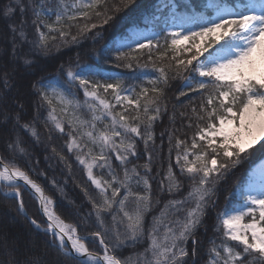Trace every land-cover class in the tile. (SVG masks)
Segmentation results:
<instances>
[{
    "label": "snow or ice",
    "instance_id": "6c2138e0",
    "mask_svg": "<svg viewBox=\"0 0 264 264\" xmlns=\"http://www.w3.org/2000/svg\"><path fill=\"white\" fill-rule=\"evenodd\" d=\"M135 3L9 0L0 7V19L6 26L0 33V139L12 154L11 160L0 156V194L17 202V215L47 237L57 253L51 262L37 256L19 261L15 242L9 246L5 238L0 247L9 259H0V264H65L68 260L72 264H196L199 229L215 206L218 183L257 145L264 148V0H203L199 10L191 6V0L183 5L180 0H157L154 12L146 17L151 29L134 26L99 51L100 57L118 66L126 61L125 66L131 68L132 61L139 64L141 58L134 53L147 50L143 66L152 64L159 75L149 76L150 87L141 84L139 92L135 86L123 87L118 77L105 74L96 64H77L75 71L69 67L63 84L33 81L29 94L16 83L18 75L23 79L24 74H32L30 69L39 57L52 54L54 43L57 52L60 45L79 43L81 37L110 25ZM153 51L158 53L155 59ZM170 72L188 74L184 86L203 98L192 108L197 131L190 146L175 138V165L169 163L160 183L161 194L172 198L146 223L147 214L160 203L153 198V156L148 148L154 146L153 124L162 111V85H167ZM74 89L83 90V102ZM33 105L35 112L30 114ZM117 106L121 111L115 110ZM44 107L45 125L66 137L67 152L83 166L94 186L95 196L84 189L93 210L89 216L94 215L97 227L87 236L57 214L53 197L30 174L35 169L25 170L27 164L21 167L16 162L29 155L23 136L38 139L35 124ZM84 111L90 119L83 116ZM138 140L148 153L143 173L135 164L128 167L139 158ZM171 142L170 135V154ZM52 151L66 162L55 148ZM113 158L122 176L114 170ZM94 169L101 171L94 173ZM185 180L189 190L177 199ZM51 183L59 189L55 180ZM22 190L38 203L46 218L43 222L28 216ZM236 194L240 203L217 216L214 230L222 231L225 239L219 245L215 240L209 242L208 264H264V162L249 173ZM109 215L111 227L105 224ZM92 242H98L101 251L91 250ZM141 244L146 245L142 251L122 256V250Z\"/></svg>",
    "mask_w": 264,
    "mask_h": 264
},
{
    "label": "trees",
    "instance_id": "16d2710c",
    "mask_svg": "<svg viewBox=\"0 0 264 264\" xmlns=\"http://www.w3.org/2000/svg\"><path fill=\"white\" fill-rule=\"evenodd\" d=\"M68 2H71V0H68ZM156 2L157 0H136V3L131 9L122 13L116 21L110 25H104L103 28L94 29L86 38L81 37L79 43L60 45L59 52L56 51V43H54L52 54L39 57L33 68L30 69L32 74H24L23 79H20L18 75L16 83L22 84L24 86L23 91L29 94L30 89L28 85L33 81H59L63 84L66 80L65 72L69 67L75 71L77 64H96L105 74L118 77L123 87L130 88L135 86L137 92H139V86L141 84L149 86L147 85L149 76L155 77L159 75L152 64L149 63L147 67L143 66L146 63L147 50L144 53H134V55L140 56L141 58L139 64L136 61H132L131 68L125 66L126 61L120 62L118 66L116 62L100 57L99 51L106 45H110L114 37L125 33L129 27L139 26L145 28L151 24L146 17H149L154 12ZM185 2L186 0H180L182 5ZM8 3L9 0H0V7ZM202 3L203 0H191V6L197 10L202 7ZM5 31V21L0 19V33ZM28 33L30 38H32L34 34L31 27H29ZM72 33L76 34L75 28L72 29ZM2 42V39H0V43ZM218 46L216 45L215 47ZM211 51L213 49H209V52ZM152 55L155 59L158 53L153 51ZM207 55L208 53H205L200 59L203 60ZM61 66H63V69ZM187 75L176 76L170 72L167 85H162L164 87V95L160 101L162 111L159 118L153 124L154 146L150 144L148 148V152H151L153 156L150 173L152 177L150 183L152 185L153 198L159 199L160 203L154 205L153 209L147 214L146 223H151L152 216L159 215L164 203L172 198L161 194L160 183L164 180L169 163L175 165L177 151L174 147L175 138L179 137L180 139L186 140L190 146L192 138L197 131L196 118L192 112V108L197 107L203 97L199 93L189 91L184 86L186 84L185 76ZM74 91L77 92L78 98L81 99L79 90L74 89ZM181 92H184L185 95H181ZM109 99H111L110 96ZM115 110L121 111L119 106ZM29 112L30 114H34V105L29 109ZM39 113L40 118L35 124L38 139L32 137L30 134L23 136L29 155L25 159L17 158L16 162L21 167H25L27 164L29 167H26L25 170L35 169L30 174L53 197L57 214L68 224L76 225L78 233L81 236H87L92 231H96L97 227L94 223V215L89 216V213H92L93 210L91 203L85 196L84 189H87L89 193L95 196L94 186L87 180L83 166L75 160L73 154L67 152L65 146L66 137L51 130L50 126L45 125L47 107L41 108ZM182 113L183 115H181ZM82 114L85 118L90 119L89 113L86 111ZM189 118H191V127H189ZM68 130L66 125L65 131L67 132ZM170 135L172 136L171 154L169 153ZM53 148L56 149L57 153H61L65 157L66 162H62L59 159L57 154L52 151ZM137 152L139 158L133 159L128 167L131 168L135 164L139 167V171L143 173L144 169L142 165L147 160L148 153L145 152V145L142 140H138ZM262 155H264V148L257 145L255 149L251 150V155L240 166L233 169L218 183L216 195L213 197L215 206L209 209L208 215L205 217V222L199 229V251L194 258L196 264H208V250L212 246L209 243L211 240H215L216 244L219 245L225 239L222 231L216 232L214 230V226L217 224V216L225 209H231L240 203L239 197L236 194L237 189L245 185L248 171ZM0 156H4L6 160L12 159V154L6 151L2 139H0ZM118 163L113 158L112 166L122 176L121 169L116 167ZM99 171L101 170L94 169V173ZM174 171L179 173L178 168H174ZM40 173H43V175H40ZM105 178H108L107 175H105ZM52 180L57 182L59 189L53 186L51 183ZM189 187V182L185 180L182 192L177 194L175 198L179 199L186 195ZM23 200L27 214L31 218L37 219L38 222H43L45 218L39 212L38 203L32 198L29 192L23 191ZM131 207L129 205V209ZM16 208L17 202L15 200H6L0 194V245H3L5 238L9 246L15 242V259L19 261H24L32 256L41 257L43 260L49 262L54 261L57 258V253L50 246L48 238L34 230L22 215H17ZM118 219H120L119 216ZM105 224L107 227L113 225L110 215L106 217ZM227 243L229 245H235L237 242L227 241ZM144 246L146 245L141 244L136 248L124 249L121 254L122 256L132 255L136 251H142ZM89 248L94 251H101L98 242L89 243ZM190 248L191 241H189ZM3 251V248L0 247V259L7 261L9 257L3 255ZM65 264H72V262L68 260Z\"/></svg>",
    "mask_w": 264,
    "mask_h": 264
},
{
    "label": "rangeland",
    "instance_id": "374dc122",
    "mask_svg": "<svg viewBox=\"0 0 264 264\" xmlns=\"http://www.w3.org/2000/svg\"><path fill=\"white\" fill-rule=\"evenodd\" d=\"M145 28H149V29H151L152 28V24H149L148 26H146ZM130 29V28H129ZM128 29V30H129ZM224 41H221V43H223ZM79 92L81 93V101L83 102V100H84V96H83V90H79ZM89 116H90V114H89ZM261 162H264V155H262L253 165H252V167L250 168V170L248 171V175H249V173L253 170V169H255V168H257V166L259 165V164H261ZM247 179H248V176H247ZM246 183H247V181H246ZM245 183V184H246ZM257 218H258V216H257ZM250 218L249 217H246L245 218V222H248V220H249ZM67 223V222H66ZM68 224V223H67Z\"/></svg>",
    "mask_w": 264,
    "mask_h": 264
},
{
    "label": "water",
    "instance_id": "95a60500",
    "mask_svg": "<svg viewBox=\"0 0 264 264\" xmlns=\"http://www.w3.org/2000/svg\"><path fill=\"white\" fill-rule=\"evenodd\" d=\"M29 216V215H28ZM30 217V216H29ZM46 219V218H45Z\"/></svg>",
    "mask_w": 264,
    "mask_h": 264
}]
</instances>
